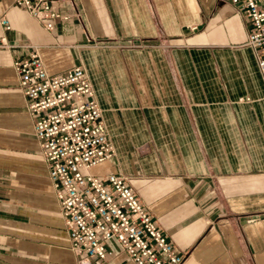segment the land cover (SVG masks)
I'll list each match as a JSON object with an SVG mask.
<instances>
[{
  "label": "crops",
  "instance_id": "1",
  "mask_svg": "<svg viewBox=\"0 0 264 264\" xmlns=\"http://www.w3.org/2000/svg\"><path fill=\"white\" fill-rule=\"evenodd\" d=\"M0 0V264H133L70 248L12 61L80 65L125 177L181 264H264V85L223 0H58L45 29ZM24 151L25 153L19 154ZM22 155V156H21ZM21 156V157H20Z\"/></svg>",
  "mask_w": 264,
  "mask_h": 264
},
{
  "label": "built area",
  "instance_id": "2",
  "mask_svg": "<svg viewBox=\"0 0 264 264\" xmlns=\"http://www.w3.org/2000/svg\"><path fill=\"white\" fill-rule=\"evenodd\" d=\"M56 1L13 3L50 29L55 19L65 18L52 8ZM223 1L239 6L249 22L244 44L252 50L264 85V0ZM0 24L9 28L5 17ZM12 66L70 248L89 259H103L116 253L107 247L113 241L133 264H181L183 254L161 232L125 177L92 174L95 166L111 157L113 148L83 68L76 65L48 73L36 51L12 61Z\"/></svg>",
  "mask_w": 264,
  "mask_h": 264
},
{
  "label": "rangeland",
  "instance_id": "3",
  "mask_svg": "<svg viewBox=\"0 0 264 264\" xmlns=\"http://www.w3.org/2000/svg\"><path fill=\"white\" fill-rule=\"evenodd\" d=\"M17 152H19V151H17ZM21 153H25V154H26V152H24V151L19 152V154H21ZM21 156H22V155H21ZM21 156H20V157H21Z\"/></svg>",
  "mask_w": 264,
  "mask_h": 264
}]
</instances>
